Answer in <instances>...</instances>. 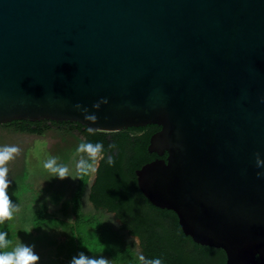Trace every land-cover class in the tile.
<instances>
[{
  "label": "water",
  "instance_id": "95a60500",
  "mask_svg": "<svg viewBox=\"0 0 264 264\" xmlns=\"http://www.w3.org/2000/svg\"><path fill=\"white\" fill-rule=\"evenodd\" d=\"M22 119L160 125L143 193L264 264V0H0V124Z\"/></svg>",
  "mask_w": 264,
  "mask_h": 264
},
{
  "label": "rangeland",
  "instance_id": "374dc122",
  "mask_svg": "<svg viewBox=\"0 0 264 264\" xmlns=\"http://www.w3.org/2000/svg\"><path fill=\"white\" fill-rule=\"evenodd\" d=\"M6 143L18 144L21 148L9 162L7 189L10 199L19 204L21 210L13 220L0 225L8 232L13 245L21 240L34 244L40 256L37 264H69L80 251L103 255L111 260V264H136L134 247L129 248L107 214L87 211V194L84 199L86 209L77 202L78 194L87 191L88 179L91 183L96 172L85 174L86 186L82 179L84 174L75 178L48 179V173L41 167L49 155L58 156L64 162L71 159L79 144L72 131L53 126L40 135L3 123L0 124V145Z\"/></svg>",
  "mask_w": 264,
  "mask_h": 264
},
{
  "label": "trees",
  "instance_id": "16d2710c",
  "mask_svg": "<svg viewBox=\"0 0 264 264\" xmlns=\"http://www.w3.org/2000/svg\"><path fill=\"white\" fill-rule=\"evenodd\" d=\"M4 125L14 126L21 131H28L40 135L50 127H59L66 131H72L76 135L79 143L82 140L102 142L105 146V151H110L112 149L116 150L117 154L113 157L114 163L107 164V173L102 176L103 178L99 181V183L103 185H110L113 183L120 185L127 184L131 177L137 182L136 169L141 167L144 163L158 157L157 153L150 152L148 148L152 134L158 129L157 126L143 133L128 132L126 130L110 132L93 130L90 133L86 126L83 127L82 124L76 125L72 123V121H55L49 119L30 121L22 119L14 120L6 124L4 123ZM112 144L115 145V148H109V145ZM104 161H106V158ZM82 179L87 186V176L85 174L82 176ZM107 190H109V188ZM86 194L87 191L80 192L77 201L78 204L83 205L84 209H86L84 207ZM149 204L155 211L156 222L154 223V227L143 239V245L145 247L143 254L146 257L151 258L157 254L162 255L166 264H226L227 255L223 248L202 245L195 242L193 238L187 235L182 229L179 217L174 210L158 207L151 201H149ZM166 218L171 219L170 228L165 222ZM127 226L126 223L121 225V234L129 244V248L134 247L135 250L136 242L132 237H129ZM139 255L136 254V264H140L138 260Z\"/></svg>",
  "mask_w": 264,
  "mask_h": 264
},
{
  "label": "clouds",
  "instance_id": "9594fccd",
  "mask_svg": "<svg viewBox=\"0 0 264 264\" xmlns=\"http://www.w3.org/2000/svg\"><path fill=\"white\" fill-rule=\"evenodd\" d=\"M101 103H108L107 98H102L94 107L99 109ZM75 107L80 109L85 114V119L96 121L98 116L95 113H89L87 108L76 104ZM91 133L92 127L88 128ZM109 148H115V145H109ZM21 152L18 144H3L0 145V225H4L5 221H11L20 212V205L14 203L7 192L9 186V162ZM108 164L114 163L112 155H108L105 151V146L102 142H92L90 140H82L76 147L70 160L67 162L61 161L58 156L49 155L42 161V169L48 173L47 178L59 177L63 179L68 176L79 177L80 174L95 173L98 170V164L105 159ZM257 164L264 165V158H261L260 153L256 154ZM258 176L264 175V172H258ZM39 186V182L37 183ZM116 223L115 218L112 220ZM26 231H30L25 228ZM87 247V246H86ZM11 248V250H9ZM90 252L92 249L87 247ZM40 260L39 254L35 251L34 244H27L18 241L14 245L8 238V232L0 228V264H37ZM140 264H166L162 255H155L151 258L140 254L138 257ZM69 264H111V260L103 255H88L84 251H80L70 260Z\"/></svg>",
  "mask_w": 264,
  "mask_h": 264
},
{
  "label": "flooded vegetation",
  "instance_id": "af4514ba",
  "mask_svg": "<svg viewBox=\"0 0 264 264\" xmlns=\"http://www.w3.org/2000/svg\"><path fill=\"white\" fill-rule=\"evenodd\" d=\"M72 123H75L76 125L81 124L79 122ZM154 126L158 127L157 131L161 129V126L158 124H147L145 126H130L122 130L143 133ZM83 127L85 126L83 125ZM86 128L88 127L86 126ZM106 153L114 157V155L117 154V151L112 149L110 151H106ZM166 154L165 156H167ZM104 160L105 159L99 162L98 170L91 183H89V180L91 179H88L87 211H91L93 213L104 211L110 221L115 218V225L119 229L118 233L122 232L121 225L126 223L128 225L127 230L129 231V237H132L136 242V254H143L145 251L143 239L154 227V223L156 222L155 211L149 204V198L143 193L139 184H137L138 180L136 182V180L131 177L129 178L128 183L123 185L114 183L110 185H103L99 183V181L103 178L102 176H104L108 170L106 167L108 163ZM108 188L109 190H107ZM158 219L160 221L159 217ZM165 222L170 228L171 219L166 218Z\"/></svg>",
  "mask_w": 264,
  "mask_h": 264
}]
</instances>
